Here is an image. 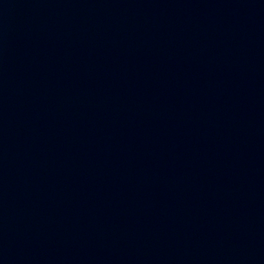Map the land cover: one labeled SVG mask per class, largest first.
Listing matches in <instances>:
<instances>
[{"label":"water","instance_id":"1","mask_svg":"<svg viewBox=\"0 0 264 264\" xmlns=\"http://www.w3.org/2000/svg\"><path fill=\"white\" fill-rule=\"evenodd\" d=\"M0 264H264V0H0Z\"/></svg>","mask_w":264,"mask_h":264}]
</instances>
